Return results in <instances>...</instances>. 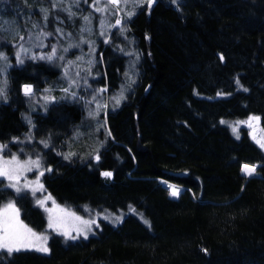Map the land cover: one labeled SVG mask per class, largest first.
<instances>
[{"label": "trees", "instance_id": "16d2710c", "mask_svg": "<svg viewBox=\"0 0 264 264\" xmlns=\"http://www.w3.org/2000/svg\"><path fill=\"white\" fill-rule=\"evenodd\" d=\"M5 1L13 18L55 25L58 17L64 33L77 32L78 15L57 14L56 0ZM100 1L83 8L95 18ZM119 17L107 41L103 34L96 41L84 76L99 93L123 91L119 104L107 100V130L77 149L86 86L76 77L61 90L55 82L67 63L57 71L45 58H26L7 72L0 143L9 154L20 146L16 138L29 139L23 144L31 149L47 139L50 194L81 213L86 205L124 216L116 225L100 220L86 239L54 234L47 254L3 250L0 264H264V150L250 137L264 128V0H154ZM130 59L136 74L126 86ZM49 86L55 101L43 110L34 97ZM238 119L245 120L235 138L228 124ZM244 164L255 173L243 174ZM163 182L182 189L173 196ZM10 199L27 224L45 228L30 194L0 179V205Z\"/></svg>", "mask_w": 264, "mask_h": 264}, {"label": "rangeland", "instance_id": "374dc122", "mask_svg": "<svg viewBox=\"0 0 264 264\" xmlns=\"http://www.w3.org/2000/svg\"><path fill=\"white\" fill-rule=\"evenodd\" d=\"M86 1L87 0L55 1L56 6L60 7L56 12L57 14L69 12V15L74 14L73 16L77 17L78 15L79 17L77 18L79 19L77 32L76 30H72L73 32L64 33L62 27L59 26L63 25L60 18H54L55 25H45L43 22L37 23L34 20H18L15 13V18L8 15L10 7L5 0H0V53L6 57V59H0V88L4 90L3 94L7 90V72L14 62H23L26 58H45L47 61L53 62V64L52 62L50 63V66L57 71H62L63 65L67 63L55 82L58 86L57 88L64 91L67 90L72 86L71 83L76 82L77 77L78 79L80 78V83L84 84L88 91L89 103L86 107L84 119L80 126L76 128L73 137V142L77 149L86 146L92 137H98L102 129L104 131L107 130L106 117L104 116L107 107V100L112 105L116 104V98H120L123 94L121 89L107 95V93H105V88L104 93H99V88L95 86H87V81L84 76L91 69L94 54L97 50L96 41L101 39L103 34L105 38L103 43H105L109 36L110 29L119 25V23H117V21H120L118 15L122 14L127 17L148 0H120L119 4L116 5L111 3L106 5L105 1L101 0L100 5L98 7L96 6V8L104 9V11H99V13H97V11L95 12V10H92L93 13H97L95 18L92 17L90 11L86 9L84 10V5L88 8ZM15 10L17 11L18 7H16ZM45 12L47 11L44 10L41 14L43 19L45 18ZM32 19H35V17H32ZM23 23L26 25H23ZM49 56L52 58L48 59L47 57ZM11 59H13V61H11ZM123 70L124 81L126 86H128L129 84H132L135 79L136 73L134 69V61H132V59L126 60ZM93 77L97 78L98 76L96 75ZM25 85L22 86L23 91ZM50 89L51 87L49 86L45 88V93L38 92L34 97V100L37 101L36 104H38L43 110L47 105L55 101V95L52 92L49 93ZM35 107L36 106L31 107V110H35ZM100 113L103 114L102 118L99 116ZM27 120L28 119H26V121ZM243 120L245 119L234 121L237 132H234L233 128L228 124L230 131L235 138H239L241 135L240 127L243 124ZM250 137L261 149L264 150V147H261V144H264V128L260 127L256 129L254 134H250ZM16 141L20 142V146L17 150H12L9 154L5 153L7 147L0 148V163H2L3 160H11L12 157L15 156L21 164L25 165V167L20 168L17 165L9 166V170L12 172L15 179L9 180L5 177H0V179L5 181L6 187L11 183H15L17 187L21 189L20 192H17L15 188H13L18 194L29 193L33 199L34 205L42 210L46 219V226L43 230H35L27 224L21 218L20 211L19 220L23 225H26L37 233L38 236H47L45 246L48 248V251L49 238L54 234L61 236L65 240L86 239L94 234L96 229L99 228L100 220L106 221L112 225H116L121 221L124 216L123 211H113L108 209L96 210L83 205L82 208L84 213H81L72 207L59 203L45 188L43 182L45 168L42 151L48 147L49 141L47 139L42 140L36 138L34 140L37 144L36 148L32 149L25 146L31 144L26 137L18 138V140L16 138ZM23 143H25V145ZM3 145L4 144L0 143V146ZM29 161H39V167H36L34 164L28 165L26 162ZM244 165L254 166L249 164ZM244 165H242L241 171L243 174L247 175L243 170ZM29 168L31 170H29ZM41 173H43V175H41ZM102 173L104 175L105 171ZM163 184L168 187L170 194L172 193V188H170L169 185L178 189V192L182 189L181 186L174 183L163 182ZM40 185H43L42 190L39 188ZM33 189L37 190L33 192ZM49 196L51 199H46ZM39 200H45L44 207H41L37 203ZM53 201H55L54 204ZM8 203H14L16 205L15 199H10L6 203L0 205V210H3ZM46 208L51 209V211H46ZM50 216L57 224L55 229L49 228L48 226ZM77 217L80 219H77ZM83 221H94V223L85 225ZM64 232L69 233L70 237H75V239L62 235L61 233ZM31 239L32 243L37 246L44 243L42 240H37L35 238ZM1 251L3 250H0V252ZM29 251H35L41 254L48 253L36 251L35 249H30Z\"/></svg>", "mask_w": 264, "mask_h": 264}, {"label": "snow or ice", "instance_id": "6c2138e0", "mask_svg": "<svg viewBox=\"0 0 264 264\" xmlns=\"http://www.w3.org/2000/svg\"><path fill=\"white\" fill-rule=\"evenodd\" d=\"M120 0H105V4L108 3L111 4H119ZM154 2V0H148L149 7ZM175 2V0H173ZM98 11H104V9H97ZM119 23V21H117ZM54 54V50H53ZM48 59H51L52 57H47ZM0 59H6V57L3 56L2 53H0ZM221 60L224 59V57L221 55ZM22 62V61H21ZM3 89L0 88V96L3 95ZM103 91V90H102ZM24 94L26 96H29L32 94V88L30 85L24 86ZM116 103H120V98H116ZM250 120L255 119L259 120V117H250ZM247 123V122H244ZM234 132H237V129L233 128ZM238 138V137H237ZM6 145L0 146V148H6ZM261 147H264V144H261ZM99 159V157H97ZM28 165L34 164L36 167H39V161H29L26 162ZM17 165L20 168H24L25 165L21 164L17 157L13 156L11 160H3L2 163H0V177H5L9 180H14L15 177L12 175V172L9 170V166ZM14 170V169H13ZM29 170H31L29 168ZM245 173L249 176L253 175L256 171L255 166H248L244 165ZM50 171V169H49ZM43 175V173H41ZM105 176H111L110 172H105ZM38 183V182H37ZM7 187L15 188L17 192H20L21 189L17 187L15 183H11L7 185ZM170 188H172V195L176 196L178 195V189L175 187L169 185ZM40 190L43 189V185L39 186ZM37 189H33V192H35ZM46 199H51V197H47ZM37 203L44 207L45 200H39ZM55 201H53V204ZM46 211H51V209H45ZM77 219H80L77 217ZM85 225H89L91 223H94V221H83ZM49 228L55 229L57 227L56 222L53 220V218L49 217ZM62 235L75 239V237H70V234L67 232L61 233ZM35 238L37 240H42L44 243L37 246L34 243H32V239ZM47 241V236H38L37 233H35L31 228H28L26 225H23L22 222L19 220V209L16 207L14 203H8L3 210H0V250H6L9 254L14 252H20L22 250H30L35 249L36 251L40 252H48V248L45 246Z\"/></svg>", "mask_w": 264, "mask_h": 264}]
</instances>
